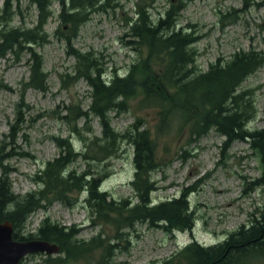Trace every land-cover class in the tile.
<instances>
[{"label": "rangeland", "instance_id": "obj_1", "mask_svg": "<svg viewBox=\"0 0 264 264\" xmlns=\"http://www.w3.org/2000/svg\"><path fill=\"white\" fill-rule=\"evenodd\" d=\"M4 2L0 0V9ZM173 3L179 2H98L93 6L113 7L88 12L69 45L65 36L72 34L70 24L59 17L60 6L52 1V14L45 26L49 38L41 46H35L48 76L46 91L30 89L24 84L30 75L28 53L19 55V59L12 54L0 59V145L5 155L11 154L5 162L15 193L35 189L34 176L59 154L57 138H69L75 149L84 152L81 139L93 147L91 140L101 137L98 119L91 114L78 116L89 111L90 88L85 80L73 77L76 61L69 54L71 48L95 53L104 79L109 81L116 74L123 76L147 53L144 47L132 44L129 31L138 6L147 8L156 18ZM183 4L177 22L178 27L186 28L197 39L193 47L196 72L206 71L209 64L229 59L241 50L264 51V0H250L248 4L242 0H184ZM12 6L16 10L13 25L32 28L37 24L38 11L34 5L26 0H13ZM56 29L59 33L53 35ZM241 88L250 92L256 113L248 127H264V65ZM140 99L139 94L128 101L124 112L110 113L111 124L114 130L123 132L139 119L142 127L150 130L158 145L157 156L161 158L159 168L152 174L157 186L151 194L152 201L158 203L186 193L193 226L189 231L171 233L146 222H135L121 230L122 240L115 241L117 246L108 264H160L175 257L177 264L176 255L192 241L214 246L240 226H247L255 209L264 206V188L252 185L260 173L259 162L246 141L237 140L224 146L225 137L214 129L202 137H190L188 126L180 129L179 116L172 115L167 122L159 124L157 111L143 105ZM132 153L127 143H121L117 153L103 161L88 166L78 160L72 167L79 172L89 170L93 176H105L100 183L102 190L112 199L130 203L135 201L130 186L134 176ZM84 198L83 193L73 205L54 202L45 212H34L29 217L27 231L33 232L41 219L47 217L62 226L75 225L79 239L89 240L98 233L112 237L114 226L92 215L90 208L82 203ZM102 255V249H95L85 259L71 264H98ZM42 257L28 256L23 262L36 264ZM250 264H264V260Z\"/></svg>", "mask_w": 264, "mask_h": 264}, {"label": "trees", "instance_id": "obj_2", "mask_svg": "<svg viewBox=\"0 0 264 264\" xmlns=\"http://www.w3.org/2000/svg\"><path fill=\"white\" fill-rule=\"evenodd\" d=\"M12 1L5 0L0 9V59L11 54L19 59V55L28 53L30 75L24 84L39 91L47 90L48 76L35 46H41L49 38L45 26L52 14V1L60 6L59 17L70 24L72 34L65 36L69 45L88 12L113 7L93 6L110 0H26L35 6L38 18L35 26L24 28L13 25L16 10H12ZM177 1L178 4H171L156 18L147 8L138 6L136 19L129 23V31L132 44L144 47L147 53L123 76L116 74L108 81L103 77L95 53L73 48L69 51L76 61L74 79L85 80L90 88L89 111L78 116L91 114L101 126V137L91 140L93 147L86 139H81L83 152L75 149L69 138H57L58 156L34 176L35 189L20 194L13 190L10 169L5 162L11 154L5 155L0 145V223L8 221L13 225L15 240H42L56 243L60 248L58 255L42 257L36 264H71L99 248L103 251L99 264H108L117 246L115 241L122 240L121 230L135 222L151 226L162 223L161 228L171 233L192 229L193 214L186 193L158 203L152 201L151 194L157 189L152 174L159 168L161 158L157 156L158 145L150 130L142 127L139 119L123 132L114 130L111 124L110 113L124 112L128 101L139 94L143 105L157 111L159 124L167 122L172 115L179 116L180 129L188 126L190 137H202L214 129L225 137L224 146L237 140L247 141L259 162L260 173L252 185L264 188V127H248L256 113L250 92L241 88L245 80L264 65V51L241 50L229 59L209 64L206 71L196 72L193 47L197 39L186 28L178 27L177 18L184 8V0ZM242 1L248 4L250 0ZM58 33L56 29L53 35ZM121 143H127L133 150L134 176L130 186L135 201L130 203L112 199L102 190L100 183L105 176H93L89 170L79 172L72 167L78 160L85 161L88 166L103 161L116 154ZM83 193L84 207L90 208L97 219L114 226L112 237H102V233H98L87 243L78 238L75 225L62 226L47 217L41 219L33 232L27 231L28 218L34 212H45L54 202L73 205ZM250 216L252 219L247 226H240L214 246L204 247L192 241L176 255L177 264H250L264 260V206L256 208ZM175 258L161 264H176Z\"/></svg>", "mask_w": 264, "mask_h": 264}, {"label": "water", "instance_id": "obj_3", "mask_svg": "<svg viewBox=\"0 0 264 264\" xmlns=\"http://www.w3.org/2000/svg\"><path fill=\"white\" fill-rule=\"evenodd\" d=\"M58 252L59 247L47 241H17L13 238L12 224L7 221L0 223V264H19L28 255Z\"/></svg>", "mask_w": 264, "mask_h": 264}, {"label": "bare ground", "instance_id": "obj_4", "mask_svg": "<svg viewBox=\"0 0 264 264\" xmlns=\"http://www.w3.org/2000/svg\"><path fill=\"white\" fill-rule=\"evenodd\" d=\"M260 129V128H259ZM224 137V136H223ZM244 141V140H243ZM247 142V141H246ZM28 220H29V218H28ZM27 225H28V223H27ZM156 227H162V223H158V226H156ZM163 228V227H162ZM161 228V229H162ZM164 230V229H163ZM203 246V245H202ZM204 247H209V246H204Z\"/></svg>", "mask_w": 264, "mask_h": 264}]
</instances>
